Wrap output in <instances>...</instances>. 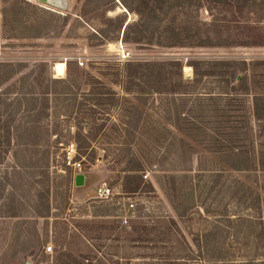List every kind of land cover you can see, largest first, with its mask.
<instances>
[{
  "label": "rangeland",
  "instance_id": "374dc122",
  "mask_svg": "<svg viewBox=\"0 0 264 264\" xmlns=\"http://www.w3.org/2000/svg\"><path fill=\"white\" fill-rule=\"evenodd\" d=\"M65 3L64 10L0 0V153L7 126L12 133L0 160V264H187V244L198 252L197 239L228 257L264 262L256 237L264 171L232 170L219 143L230 136L223 106L225 125L242 121L257 134L252 97L231 79L195 82L189 65L244 60L252 82L264 75L256 64L264 46L168 47L156 42L168 44L157 24L169 16L141 0ZM253 7L249 18L264 23V0ZM145 14L153 17L146 29ZM167 60L182 64L175 92H141L125 77L128 61ZM70 145L80 169L66 163ZM139 164V190L124 192L127 170ZM77 174L83 185H75ZM102 183L107 199L97 194Z\"/></svg>",
  "mask_w": 264,
  "mask_h": 264
},
{
  "label": "trees",
  "instance_id": "16d2710c",
  "mask_svg": "<svg viewBox=\"0 0 264 264\" xmlns=\"http://www.w3.org/2000/svg\"><path fill=\"white\" fill-rule=\"evenodd\" d=\"M252 4H251V3ZM145 7H149L152 13H160L158 15H168L167 21L159 19L157 27L165 31L164 43L158 40L156 44L164 46H189V47H234V46H264V23L259 18H249V15L257 14L253 7V0H153L150 5V0H141ZM205 11L208 19H201L200 12ZM141 17L144 11L136 10ZM260 13V12H258ZM146 15L147 23L144 24L142 18V26L145 29L147 24L153 19L148 14ZM157 28V29H158ZM155 34V30H152ZM256 64L263 65L264 61H259ZM189 65L193 68L194 81L198 82L204 77L217 76L225 79L229 84L230 79L237 82V89L242 93L252 97V117L256 121L257 134L252 133V126L248 123L243 124L242 121H234V125L228 126L225 123L229 122L228 110L223 106L219 111V117L223 120V128L229 127L224 135H230L228 140L222 139L219 141L224 150L222 153L228 155V160L224 162L232 170L246 171L256 170L264 171V75H259V79H253L247 74L248 64L246 61L232 60H216L214 62H205L208 65L206 68L200 67V62L197 60L190 61ZM126 79H137V89L141 92H158L168 93L175 92L174 83L182 81L181 77V62L179 60L167 61H144L125 63ZM178 72L174 78L173 69ZM4 70V69H3ZM0 69L1 72H5ZM239 72L240 78L237 79ZM174 82V83H173ZM173 83V84H172ZM252 87L250 86L251 84ZM178 84V85H179ZM169 87V88H167ZM169 89V90H168ZM125 92L132 90L131 86L124 88ZM227 95V92H221ZM227 121V122H226ZM222 123V122H221ZM253 134L250 138L249 132ZM183 132V130H180ZM5 146L1 150V154H6L12 133L7 126L4 134ZM255 139H262L258 146L255 144ZM216 141V140H215ZM251 153L255 160L252 163L249 161L248 155ZM255 153V155H254ZM141 170V165L128 169V173L124 176V192L134 193L139 190L142 184V177L138 174ZM151 188L150 184H147ZM242 188V187H241ZM248 189L242 188V192ZM257 235V236H256ZM255 236L260 240L261 249L264 253V228L260 226ZM195 246L197 251L187 244V250L190 255L187 257V264H258L252 257L237 260L232 256H227L222 250L209 247L206 241L201 242L199 239ZM224 251V250H223ZM195 254L201 259L196 260ZM231 257V258H230ZM78 264H83L79 261ZM90 264L93 263L90 260ZM102 264V263H98ZM260 264H264L261 262Z\"/></svg>",
  "mask_w": 264,
  "mask_h": 264
},
{
  "label": "built area",
  "instance_id": "2783aa9c",
  "mask_svg": "<svg viewBox=\"0 0 264 264\" xmlns=\"http://www.w3.org/2000/svg\"><path fill=\"white\" fill-rule=\"evenodd\" d=\"M75 155V149L73 147V145H70L66 148V163L68 165H71L75 168H78L80 169V161H74L73 160V157ZM97 194L100 198H104V199H107L108 197L111 196V190L110 188L107 186L106 183H102L100 185V187L97 189ZM134 208V205L133 203L129 202L127 205H126V209L129 211L133 210ZM51 251V247L50 246H47L46 247V252H50Z\"/></svg>",
  "mask_w": 264,
  "mask_h": 264
},
{
  "label": "water",
  "instance_id": "95a60500",
  "mask_svg": "<svg viewBox=\"0 0 264 264\" xmlns=\"http://www.w3.org/2000/svg\"><path fill=\"white\" fill-rule=\"evenodd\" d=\"M39 1L46 3L49 6L59 8V9L65 10L67 8V4L65 3V0H39ZM74 181H75L76 186L83 185L84 181H85L84 175L83 174H77L75 176Z\"/></svg>",
  "mask_w": 264,
  "mask_h": 264
}]
</instances>
